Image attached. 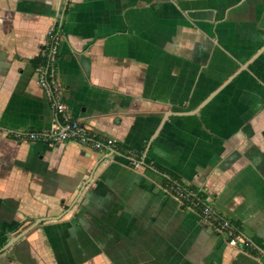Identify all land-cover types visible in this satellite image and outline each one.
<instances>
[{
  "label": "crops",
  "instance_id": "crops-1",
  "mask_svg": "<svg viewBox=\"0 0 264 264\" xmlns=\"http://www.w3.org/2000/svg\"><path fill=\"white\" fill-rule=\"evenodd\" d=\"M57 25L68 112L113 146L27 137L53 115L38 66ZM37 217L0 264H264V0H0V230Z\"/></svg>",
  "mask_w": 264,
  "mask_h": 264
},
{
  "label": "built area",
  "instance_id": "built-area-1",
  "mask_svg": "<svg viewBox=\"0 0 264 264\" xmlns=\"http://www.w3.org/2000/svg\"><path fill=\"white\" fill-rule=\"evenodd\" d=\"M48 40L40 49L41 61L38 66V83L44 90L53 115L50 124L40 129L28 132L31 141H41L48 146H53L65 140H74L84 145H91L96 149L115 145L116 139L111 136L101 135L77 118H73L63 100V89L56 77L53 63L58 53L60 43L59 25L48 31ZM130 162L138 166L137 159ZM170 191L181 203L195 209L207 225L221 234L228 245L246 248L250 245L249 239L243 237L241 231L228 219L216 213L206 200L197 197L195 191L186 190L179 185L171 184Z\"/></svg>",
  "mask_w": 264,
  "mask_h": 264
},
{
  "label": "trees",
  "instance_id": "trees-1",
  "mask_svg": "<svg viewBox=\"0 0 264 264\" xmlns=\"http://www.w3.org/2000/svg\"><path fill=\"white\" fill-rule=\"evenodd\" d=\"M32 61L35 63L36 61H39V57L37 56V57H35L34 59H32ZM37 64V63H36ZM144 161H146L145 160V157H144ZM171 177H168V178H166V179H169L168 181V184H176V185H179L180 187H182V188H184V189H186V190H190V191H195L196 192V195H197V197L199 198V199H201V200H205L204 198H203V196H202V194H201V192L199 191V190H196V189H194V188H189V187H187V186H185V185H182V183L181 182H178V181H175V180H172L173 178H171ZM183 204V203H182ZM22 223H20L19 224V226L21 225ZM19 226H17L16 228H18ZM6 239H7V232H5V231H3V230H0V245H2V244H4L5 242H6Z\"/></svg>",
  "mask_w": 264,
  "mask_h": 264
},
{
  "label": "water",
  "instance_id": "water-1",
  "mask_svg": "<svg viewBox=\"0 0 264 264\" xmlns=\"http://www.w3.org/2000/svg\"><path fill=\"white\" fill-rule=\"evenodd\" d=\"M115 151V150H113ZM45 217H37L34 219V221H32L30 224H28L26 227H24L23 229L19 230L14 236L8 238L6 240V242L1 246V250H4L6 248H8L14 241H16V239L22 237L23 235L26 234V232L31 229L33 226H35L37 223L41 222L42 220H44Z\"/></svg>",
  "mask_w": 264,
  "mask_h": 264
}]
</instances>
